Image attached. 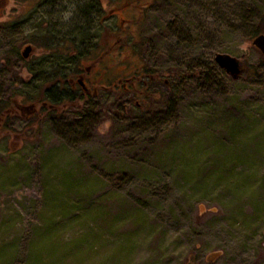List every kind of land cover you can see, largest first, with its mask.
<instances>
[{
	"label": "rangeland",
	"instance_id": "rangeland-1",
	"mask_svg": "<svg viewBox=\"0 0 264 264\" xmlns=\"http://www.w3.org/2000/svg\"><path fill=\"white\" fill-rule=\"evenodd\" d=\"M93 1L0 0V264H264V0H97L83 15ZM79 29L76 67L108 49L99 81L144 65L161 73L150 97L91 84L92 113L40 110L51 49L28 37Z\"/></svg>",
	"mask_w": 264,
	"mask_h": 264
},
{
	"label": "trees",
	"instance_id": "trees-1",
	"mask_svg": "<svg viewBox=\"0 0 264 264\" xmlns=\"http://www.w3.org/2000/svg\"><path fill=\"white\" fill-rule=\"evenodd\" d=\"M93 2L94 4L90 6V10L88 9L89 8L88 6L86 7L87 9H84V10L82 9L83 15L93 13V11L94 12L101 11L98 3L95 1ZM95 13H93V15H95ZM261 22H264V15H262L261 17ZM259 26H256L254 28L252 34L264 32V27L260 29ZM83 28L87 29V27L85 26H83ZM87 31L88 30L82 31L79 29L73 34H70L69 32L68 33L63 32L62 34H59V36H55L54 33H49V32L44 31L42 35L32 33L28 37V41L34 43L35 47L44 46L45 48L49 47L51 49L50 51L46 52L44 55V56H47L45 58V62H46L45 67L47 70L44 71L46 72V74H44L42 78H38V79L36 78L37 79L36 82L38 83V86L41 85V88L37 89L38 94H39L38 97L40 98V96L42 95L44 99L50 102L49 107H46V108L40 107V110H43L44 113H46L47 115H51V114L53 115L54 112L57 113L59 110L61 109L64 110L68 106H73L77 109H80L83 113H85V115H88L94 111L95 107L93 104L90 103L89 96L87 95L85 96V94L84 95L77 94V95H72L68 97L65 94L67 91L66 90L64 91L63 88L60 87V85L62 84L66 85V83H68L69 77L74 76V74L76 73L78 69L75 63L80 61L81 53L83 51H81L82 49H80V45L78 44L76 40L77 32H78V35L82 37V41L84 40L86 41L88 39H91V36H92L91 33ZM133 46L137 50V44H134ZM95 47L96 45H94L93 49ZM96 51L98 52L99 50H93L92 52H90V54H93ZM242 63L243 61L241 59L240 60L241 66H242ZM26 68L28 70V73L30 74L29 79H34L36 74H39L40 72V71L37 72V68H33L32 66L26 67ZM145 71L150 72L151 74H154L153 71H155V69L148 67L147 69H145ZM53 84L55 85L57 84L58 87L54 89L50 88L49 86L50 85L52 86ZM36 88H37V85H36ZM132 97L134 98V95H132ZM147 97H150V96L147 95L145 96L144 99H146ZM32 98H33V95H31V97H28L29 100H31ZM131 98L129 99L130 101L126 103H129L131 107L133 104L137 106L138 104L136 102L135 103L132 102ZM65 100H67V103H64ZM36 101H38V98ZM122 106L123 108H125L128 106V104L126 106L125 105H122ZM2 109H3V105L0 103V110Z\"/></svg>",
	"mask_w": 264,
	"mask_h": 264
},
{
	"label": "flooded vegetation",
	"instance_id": "flooded-vegetation-1",
	"mask_svg": "<svg viewBox=\"0 0 264 264\" xmlns=\"http://www.w3.org/2000/svg\"><path fill=\"white\" fill-rule=\"evenodd\" d=\"M130 1H134V2H130ZM96 2L99 4V1L96 0ZM127 2L130 3H136L139 1L136 0H127ZM108 50V49H107ZM107 50H99L96 54H91L92 59L91 62L84 66L83 70L81 67H78L76 73L74 74V76L69 77L68 79V83H66V85L61 86L63 88V90H67V96H72V95H84L85 96H94V94H96V89L95 87L93 88L92 86H96L97 84H99L100 86H102V88L106 91V90H117L120 92H128L131 93L132 95L136 96V97H145L147 95H149L151 92H153V90L150 88L151 84L149 85V82L154 81V80H158L160 81L161 79V73H157L155 71L154 74H151L150 72H146L145 69H147L148 67L144 65L140 64L137 67L136 70H132L130 73L126 72L124 74L118 75L116 76V79L113 82H109V83H102L99 81L100 77L104 75L105 71H108V66L105 64H101L100 62L103 61L104 56L107 53ZM99 66L100 67L96 70L93 71L92 68L94 66ZM93 71V72H92ZM146 75V76H145ZM145 76V77H144ZM107 78H105L106 80ZM105 80H103L105 82ZM164 82L166 83L167 80L163 79ZM93 84V85H91ZM66 86V87H65ZM139 105V102H136ZM18 107V105H17ZM19 108V107H18ZM21 110V112L25 111V108H19Z\"/></svg>",
	"mask_w": 264,
	"mask_h": 264
},
{
	"label": "water",
	"instance_id": "water-1",
	"mask_svg": "<svg viewBox=\"0 0 264 264\" xmlns=\"http://www.w3.org/2000/svg\"><path fill=\"white\" fill-rule=\"evenodd\" d=\"M251 43L264 53V32L257 33L253 36ZM32 50L31 44H26L21 50V55L27 57ZM216 64L228 72L231 76L236 77L241 72L239 58L227 52H216L213 57ZM22 107V106H20ZM25 107V106H24ZM31 109V105H27Z\"/></svg>",
	"mask_w": 264,
	"mask_h": 264
}]
</instances>
